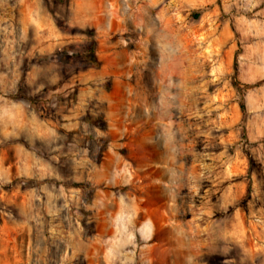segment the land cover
Listing matches in <instances>:
<instances>
[{"label": "rangeland", "instance_id": "obj_1", "mask_svg": "<svg viewBox=\"0 0 264 264\" xmlns=\"http://www.w3.org/2000/svg\"><path fill=\"white\" fill-rule=\"evenodd\" d=\"M0 264H264V0H0Z\"/></svg>", "mask_w": 264, "mask_h": 264}, {"label": "crops", "instance_id": "obj_2", "mask_svg": "<svg viewBox=\"0 0 264 264\" xmlns=\"http://www.w3.org/2000/svg\"><path fill=\"white\" fill-rule=\"evenodd\" d=\"M114 54L115 51L110 52L111 56H113ZM112 59L113 58L109 56V60ZM114 66H116L114 62H109V64L105 63L104 69L105 71H107V73L113 74L115 72H113L111 68ZM118 86L119 85L116 83L115 86L109 91H103V88L100 86H85L79 89V101L83 104H88L91 101H99L104 103L106 114L105 116L108 122V130L106 131V134L110 135L112 138H114V140L122 138L124 130H126V120L121 116V114L117 115L121 108V94L119 92Z\"/></svg>", "mask_w": 264, "mask_h": 264}, {"label": "trees", "instance_id": "obj_3", "mask_svg": "<svg viewBox=\"0 0 264 264\" xmlns=\"http://www.w3.org/2000/svg\"><path fill=\"white\" fill-rule=\"evenodd\" d=\"M95 44H96V41H95L94 38L89 43H87V45L85 47V50L83 51L82 58L89 65L95 66V67H99L101 65V61L99 60V58L96 55ZM235 87L237 88V90L239 92L242 91V88H241L240 84L235 83ZM240 106H241V109L243 111V118L245 120L246 116H247V111H246V105H245L244 98H242Z\"/></svg>", "mask_w": 264, "mask_h": 264}]
</instances>
